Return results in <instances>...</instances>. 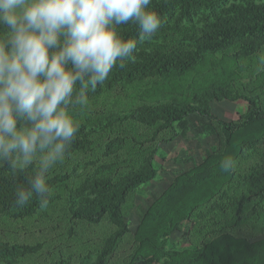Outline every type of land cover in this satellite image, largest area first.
Instances as JSON below:
<instances>
[{
	"label": "rangeland",
	"instance_id": "1",
	"mask_svg": "<svg viewBox=\"0 0 264 264\" xmlns=\"http://www.w3.org/2000/svg\"><path fill=\"white\" fill-rule=\"evenodd\" d=\"M231 2L220 12H226ZM10 4V13L0 17V75L7 65L6 55H27V46L13 39L39 26L32 22L46 20L61 5L81 12L90 5L95 9L116 5L118 0H11ZM213 19L214 12L203 7L179 24L171 17L166 23L171 26L144 37L140 49H184L181 41L188 40L189 31ZM60 36L67 34L62 31ZM241 43L206 54L183 74L115 83L102 80L39 128L23 123L11 128L5 138L26 143L53 124L71 126L79 121L99 129L113 116L142 113L164 103H207L227 121H238L248 105L233 98L244 94L264 107V48L244 55L239 52ZM161 125L127 119L92 132L90 144L75 154L43 147L26 157H1L0 165L33 162L55 183L48 187L35 216L25 215L22 206L0 209V247L12 246V254L0 253V264H51L56 259L65 264H96L116 226L108 216L98 224L72 218L69 208L79 202L73 191L94 177L119 179L140 169L153 149V144L141 146L140 141ZM170 136L167 127L158 133L157 140L166 142L154 161L156 176L131 191L123 208L129 231L106 264H261L255 248L264 247V199L258 192L264 178V118L230 130L194 115L182 124L180 136Z\"/></svg>",
	"mask_w": 264,
	"mask_h": 264
},
{
	"label": "trees",
	"instance_id": "2",
	"mask_svg": "<svg viewBox=\"0 0 264 264\" xmlns=\"http://www.w3.org/2000/svg\"><path fill=\"white\" fill-rule=\"evenodd\" d=\"M230 1L118 0L116 5L99 9L90 5L81 12L61 5L50 11L46 20L32 22L33 26L39 24L36 29L13 39L26 45L28 52L24 57L5 56L7 65L2 71L4 75H0V158L7 154L26 157L43 147L62 155L75 154L90 144L92 132L111 127L118 121L133 119L147 125L162 122L151 137L140 141L141 146L153 144L144 166L119 179H88L73 191L79 202H72L69 208L72 218L98 224L108 216L116 226L105 239L96 264H106L117 242L129 231L123 208L131 191L156 176L154 161L161 144L166 142L157 140L160 130L167 127L171 131L169 138H176L181 134L182 124L194 115L237 130L264 118V107L247 95L233 98L229 93H222L224 98L248 105V111L238 121H227L207 103L182 106L164 103L147 107L142 113L113 116L105 124H99V129L88 128L79 121L71 126L53 124L26 143L5 136L11 128L23 123L31 129L39 128L82 99L90 86L95 87L102 80L115 83L122 79L166 77L172 72L183 74L191 71L206 54L225 51L240 41V54H256L264 48V2L233 0L227 11L221 13L220 8ZM10 3L11 0H0V17L10 13ZM202 7L213 11L214 19L201 29L190 30L188 40L181 41L184 49H140L144 37L171 26L166 25L169 18L175 17L179 24ZM62 31L66 37L60 36ZM54 183L55 180L46 179L33 162L14 166L4 161L0 165V209L9 211L22 206L25 215L35 216L48 187ZM258 192L264 199V178ZM142 216L146 218L147 213ZM11 247L9 244L1 246L0 253L12 254ZM255 250V256L264 264V247ZM51 264L65 262L56 259Z\"/></svg>",
	"mask_w": 264,
	"mask_h": 264
}]
</instances>
